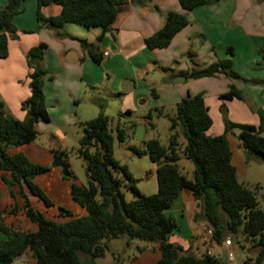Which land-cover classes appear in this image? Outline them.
Returning <instances> with one entry per match:
<instances>
[{"label":"trees","instance_id":"16d2710c","mask_svg":"<svg viewBox=\"0 0 264 264\" xmlns=\"http://www.w3.org/2000/svg\"><path fill=\"white\" fill-rule=\"evenodd\" d=\"M0 11V58L8 55V40L16 38L13 17L22 11L24 0H5ZM36 18L53 28L72 23L90 28H100L101 34L112 26L123 0H35ZM185 11L212 0H178ZM261 1V0H259ZM51 3L58 4L61 11L57 16L44 17L40 9ZM185 14L168 12L164 25L144 42L148 49L167 47L172 38L186 25ZM83 46L86 42L81 40ZM39 43L26 53L29 68L27 77L29 95L21 102L25 117L20 120L9 113L0 102V172L9 194L16 198L14 188L24 198L22 209L25 217L34 223V231H20L6 224L0 209V264H11L18 256L30 251L33 261L29 264H95L94 257L103 255L108 240L124 236L129 240H142L158 244L159 260L154 264H227L222 256L203 253L196 255L169 241L168 237L177 229L176 221L165 211L169 209L182 190L192 193L200 202L202 218L210 232V239L216 244L225 240L227 233H236L240 227L245 237L254 239L259 246L256 263H264V210L259 206L256 194L238 181L236 170L231 164V150L228 133H236L246 157L258 155L264 158V113L257 109V126L234 123L224 118V131L210 135L212 125L208 107L201 93L187 95L176 103V112L168 116L169 139L166 145L157 139H150L142 149L132 147L137 155H147L156 164L157 191L142 194L135 180L113 158V136L109 130V118L103 114L102 99L96 98L100 113L83 122V136L79 142L78 154L83 159L87 182L85 185L72 184L70 195L74 202L85 209L82 216H71L63 221L47 218L29 202L24 189L42 200L46 206L52 203L34 179L48 169L30 161L22 153L9 155L10 146L24 145L37 136L36 124L48 121L44 100L43 83L47 74L42 65L43 49ZM231 54V49H228ZM94 61L98 55L90 53ZM264 63V52L260 56ZM187 79L210 77L223 74L232 79L242 77L229 63L217 61L201 69L183 73ZM222 100L241 98L240 90L232 83ZM127 113V111L125 112ZM151 117L150 113L147 115ZM125 132L117 131V138L123 140ZM180 136L184 141L180 142ZM179 151L193 165L192 177L188 178L178 169ZM63 155V152H57ZM116 172V174L114 173ZM121 173V176L118 174ZM129 190L133 198L125 200L121 187ZM18 211L14 204L9 214ZM223 213V214H222Z\"/></svg>","mask_w":264,"mask_h":264},{"label":"crops","instance_id":"0c3cea01","mask_svg":"<svg viewBox=\"0 0 264 264\" xmlns=\"http://www.w3.org/2000/svg\"><path fill=\"white\" fill-rule=\"evenodd\" d=\"M5 3V0H0V11ZM36 10L35 0L23 1L22 11L12 19L16 38L8 40V55L0 58V102L17 119L22 120L25 117L21 102L29 95L26 53L39 43L45 45L42 65L47 74L44 78L43 92L49 119L40 120L36 124L38 128L40 126L63 129L89 120L90 115H95L98 111L94 101L97 95L101 94L113 99L121 98V108L124 111H128L129 105H134V99L141 96L144 97L142 103L148 104L150 100L147 93L151 84L159 86L157 92H150L149 96L156 95L163 106L175 105L186 95L201 93L212 119V125L207 130L210 135H219L223 132L221 104L225 105L230 120L254 126L259 123L258 115L248 108L241 99L242 96L240 99L229 100L219 98L232 83L240 93L245 92L250 96L251 101L264 113L262 85L251 86L242 84L239 80L230 81L222 74L197 79H187L183 74L221 60L229 63L242 77L241 79L264 81V65L258 61L264 52V0H212L211 3L200 5L190 11H185L178 0H123L112 26L103 34L100 28H87L72 23L64 24L61 28H53L47 22L40 24L36 18ZM60 11L61 7L55 3L40 9L44 17L57 16ZM168 12L185 14L188 24L172 38L167 47L148 49L144 42L145 38L164 25ZM93 39L94 44L91 42ZM81 40L87 45L83 46ZM229 48L231 54L228 52ZM104 51L108 52L107 55H103ZM90 53L98 55L99 60L94 61ZM154 65L158 66L163 77L152 75L146 82L141 75L143 72L148 73ZM180 76H184L185 79L171 83L170 80ZM141 87L144 88L143 92L138 90ZM213 117L217 121L215 131H212ZM262 134L264 135V132ZM50 138L52 142H57L53 136ZM227 138L232 153L231 164L236 172L237 165L242 164L240 178L244 184L246 177L244 149L236 137V132ZM14 150L11 155L18 153H14ZM149 168L156 178V165ZM50 173L51 180L62 181V173L56 170ZM34 181L40 186L43 178L38 176ZM70 189L71 186L68 189L69 195ZM147 191L149 194L155 193L157 183L156 186L150 184ZM14 192L16 198L10 196L6 184L0 178V209L3 211L6 224L16 230L34 231L36 228L25 223L23 199L19 189L14 188ZM70 199L71 214L84 215L85 209L74 202L71 195ZM38 201L39 199L31 205L34 208L42 207ZM16 203L18 211L9 214V210ZM43 206L46 212L50 209ZM165 213L177 223V229L168 237L169 241L180 245L184 250L195 254L200 245H203L205 247L203 253L215 256L221 255L226 249L233 250L235 254L238 251L232 248V243L225 247L224 240L216 244L210 239L209 230L202 218L201 204L194 199L190 191L182 190ZM18 218L23 222L22 228L18 227ZM181 229H184V233L180 231ZM3 238L4 236L0 234V240ZM247 241L248 239H244V244L238 251L244 258L242 264H258L255 259L259 246L255 242L252 248L248 247ZM107 244L108 248L103 255L94 257L93 261L95 264H120L123 260L122 253L118 252L116 245L114 247L109 245V241ZM125 244L129 249H135L137 253L128 256L127 264H154L160 258L157 243L125 240ZM121 248L124 251V247ZM235 254L233 261H227V264H235ZM17 258L19 264H29L33 261L30 251Z\"/></svg>","mask_w":264,"mask_h":264},{"label":"rangeland","instance_id":"374dc122","mask_svg":"<svg viewBox=\"0 0 264 264\" xmlns=\"http://www.w3.org/2000/svg\"><path fill=\"white\" fill-rule=\"evenodd\" d=\"M91 28H95V27H91ZM91 42L94 44L95 39H93ZM258 61L263 63L261 59H259ZM164 70L168 71V69H164ZM152 75H157V77L158 76L163 77V75H161L160 69H158V66L154 65L152 66V68L149 70L148 73L143 72L141 78H145L146 82H148V80L152 78ZM227 78L230 81L239 80L242 84L244 83L246 85H251V86L262 85L263 89L261 91V95L264 98V81L262 82L254 81L253 79L250 78H244V79H232L230 77ZM158 86L159 85L157 84H151L150 89H148L147 96L149 97L150 103L143 104L142 103V100L144 98L143 96L139 97L138 99L136 98L134 99V105H129V110L127 111V113H125L126 111H124V109L121 108V102H122L121 98L113 99L112 97H108V95L105 94L97 95L96 97L102 99L101 102L105 103V106L103 108V114L108 116L109 118V130L113 136V154H112L113 158L116 159L121 165L126 166L127 172L135 180V185L137 189L142 194H145V192H147L146 194L148 195H149L147 191L148 186L150 184L151 185L155 184L156 186L155 174L152 172V170L149 167L150 166L152 167L153 165L156 164H153L149 160V157L147 155H141V156L135 155L132 152V147L142 149L145 146V143L150 139H157L159 143L162 145H166L168 142L169 134H170V130H169L170 124H169L168 116H173L175 114L176 104L175 105L167 104L163 106L157 100L156 95L152 94L154 97L149 96L151 94L150 92L152 93L157 92ZM138 90L141 92L142 90L144 91V88L141 87ZM241 96H242L241 99L246 103V105L252 112L256 113L257 109H261L259 106L255 105L253 101H251L252 99L245 92H241ZM124 104H126V101ZM95 105L98 107L97 104ZM221 106H223L226 110L224 104H221ZM221 106H220V113H221L220 117L224 124L223 121L224 118H223V113L221 112ZM99 113H100V109L98 107L97 113L95 115H90L91 116L90 119L96 117ZM149 113L151 115L150 118L147 117ZM226 117L228 118L227 111H226ZM213 120H214V127L212 131H215L214 129H216L217 127V121L216 118L214 117ZM228 120L230 119L228 118ZM232 122L240 123L235 121ZM139 124L144 126L143 136L141 140H137L134 137V130ZM242 124H247V123H242ZM82 127H83V122L77 123L75 126L66 127L63 129H55L53 127L43 128L40 126L38 128L36 125L37 136L32 142L20 146L19 145L10 146L7 149V153L9 155H11V152L14 149H16L14 150L15 151L14 153L17 152L22 153L30 161L31 160L32 162L37 161V164H40L48 169L43 174L39 175V177L42 176L43 178V181L39 187L52 203L50 206H48V208L50 207V209H47V212L44 210L45 208L43 205H45V203L42 200L32 195L30 192L24 191L30 203H35V201L39 199L38 202L42 204V207L35 209L42 212L47 218L57 221H63L68 219L69 214L72 213L71 212L72 208L70 207L71 199L68 189L73 183L76 185H85L87 182V177L84 169V162L83 159L78 154L79 142L83 136ZM118 129H121L125 132L124 138L121 141L117 138ZM234 132L238 133V130L234 129ZM232 134L233 132L228 133V135H232ZM50 136H53L57 142H52ZM179 140L180 142L184 141L182 136H180ZM60 151L63 152V155H59L57 153ZM54 154L59 155L61 159L68 165V171L70 174V177H64L63 175H61L62 181L60 182L58 181L54 182L53 180H51L52 174L50 173V171L56 170L59 173H61L60 168L51 166L52 163L51 160ZM179 155H180V159L177 162L179 171L185 174L188 178H191L193 171L192 163L183 156L181 151H179ZM244 156H246L245 152H244ZM48 158H50V160ZM241 165L242 164L237 165L236 176L238 181L242 183L243 179L240 178V173L242 172V168L240 167ZM244 166L246 171L244 184L245 186H247L248 188H250L252 191L255 192L260 208L264 210V158L258 155H251L249 157H245ZM114 173L116 174V172ZM121 175H122L121 173L118 174V176ZM258 184L260 186H257ZM65 185H67V187ZM121 190L124 193L126 201H129L133 198L132 193L129 190H127L124 186L121 187ZM22 199L24 200L23 197ZM71 216H74V214L73 215L71 214ZM17 223H18V227L22 228L23 222L20 218H18ZM25 223L27 225H32V227L36 228L35 224L27 219L25 220ZM180 231L184 233V229H181ZM225 239H230V241L232 242V248L237 249L238 251L240 247L243 246L244 239H248L247 241L249 245L248 247H251L256 242L254 241V239H251L250 237L248 238L245 237L242 231V227H240V229L236 233H227L225 235ZM125 240H127V238H124V236L118 237L116 239L108 240L109 245L113 247L114 245H116L117 246L116 249L119 250L118 252L120 254L122 253L123 260L122 262H120V264H127L128 256L131 255L132 253L137 254L135 249L133 248L129 249L128 247L125 246L126 245ZM140 241L145 242L142 240ZM121 246L124 247V251L122 248L120 249ZM204 250L205 247L203 245H200L198 251H196L195 254L199 256L201 255V253L205 252ZM238 251L235 254L236 256L235 264H242L244 258ZM17 259L18 258H16L11 264H19Z\"/></svg>","mask_w":264,"mask_h":264},{"label":"water","instance_id":"95a60500","mask_svg":"<svg viewBox=\"0 0 264 264\" xmlns=\"http://www.w3.org/2000/svg\"><path fill=\"white\" fill-rule=\"evenodd\" d=\"M185 79L184 76H180V77H175L174 79L171 80L172 83H176L178 81H183ZM122 90H124V88H122ZM143 131H144V126L139 124L135 130H134V137L137 140H141L142 136H143ZM52 167H59L61 169V173L64 177H70L69 171H68V165L61 159V157L57 154H54L52 156V163H51ZM222 256V261L223 262H227L226 259V250H224L221 254Z\"/></svg>","mask_w":264,"mask_h":264},{"label":"built area","instance_id":"2783aa9c","mask_svg":"<svg viewBox=\"0 0 264 264\" xmlns=\"http://www.w3.org/2000/svg\"><path fill=\"white\" fill-rule=\"evenodd\" d=\"M107 51H104V53H103V55H107ZM209 234H210V232H208ZM231 241H230V239H225L224 241H223V245L225 246V247H227V246H230L231 245ZM209 254V253H208ZM234 251L233 250H229V249H226V259H227V261L228 262H232L233 261V259H234Z\"/></svg>","mask_w":264,"mask_h":264}]
</instances>
